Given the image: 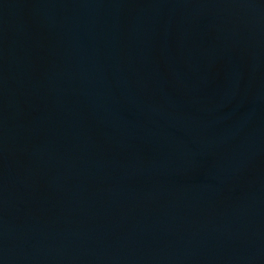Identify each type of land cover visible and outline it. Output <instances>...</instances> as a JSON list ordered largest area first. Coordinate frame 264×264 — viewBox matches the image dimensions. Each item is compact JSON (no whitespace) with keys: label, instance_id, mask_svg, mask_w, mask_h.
Wrapping results in <instances>:
<instances>
[{"label":"water","instance_id":"95a60500","mask_svg":"<svg viewBox=\"0 0 264 264\" xmlns=\"http://www.w3.org/2000/svg\"><path fill=\"white\" fill-rule=\"evenodd\" d=\"M0 264H264V0H0Z\"/></svg>","mask_w":264,"mask_h":264}]
</instances>
